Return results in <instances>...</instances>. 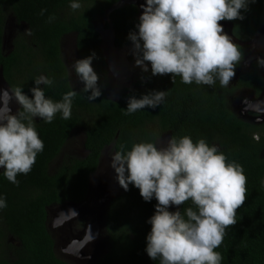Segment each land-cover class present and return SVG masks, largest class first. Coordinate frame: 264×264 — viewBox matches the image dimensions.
Listing matches in <instances>:
<instances>
[{
    "label": "trees",
    "instance_id": "1",
    "mask_svg": "<svg viewBox=\"0 0 264 264\" xmlns=\"http://www.w3.org/2000/svg\"><path fill=\"white\" fill-rule=\"evenodd\" d=\"M119 1L79 0L80 9L73 11L70 0H0V71L5 83L10 88L22 87L31 97L35 78L47 76L53 79V85L40 87L53 101H60L70 90L77 91L71 119L64 120L58 113L51 123L40 118L34 121L44 150L37 154L30 173L17 176L19 185L10 183L0 169V196L7 202V207L0 210V264H72L56 252L55 239L48 226L49 207L84 201L105 148L111 145L115 152L120 145L127 151L138 142L157 144L156 127L167 132L169 139L188 135L196 142L203 138L209 145L216 144L229 161L234 160L243 167L247 200L237 211V223L226 230L223 243L216 251L223 256L221 264H264V123L245 120L231 109L229 99L234 89L231 84L221 87L219 80L213 86L185 84L179 76L173 83L171 75L153 76L150 65L147 72L141 70L132 85L122 86L117 97L112 98L108 92L110 74L102 37L95 21L107 17L108 10ZM42 10H45L43 14ZM241 12L243 19L222 22L231 23V32L239 42L236 44L243 59L244 43L264 28V0L250 3ZM9 14L18 25L25 24L31 35L17 31L11 39V49L5 51ZM50 17L54 18L50 20ZM138 23L135 4L109 11L106 27L111 26L114 47L132 46L129 33L137 30ZM72 34L80 59L96 53L92 66L99 76L102 94L94 101L87 99L91 90L81 92L82 81L80 88L74 86L62 55L63 39ZM260 69L254 61L249 71L237 77L235 88L260 95L264 90ZM73 74L76 75L74 70ZM153 91H165L161 105L125 114L129 97L140 98ZM77 127L85 132L86 155L65 156L52 172L51 163L61 154ZM254 134H259V142L253 139ZM156 203L155 198L146 202L132 184L123 194L114 196L106 210L110 248L94 264H159L145 250L151 230L148 220L155 212ZM188 207H194L191 201L169 210L184 215Z\"/></svg>",
    "mask_w": 264,
    "mask_h": 264
},
{
    "label": "clouds",
    "instance_id": "2",
    "mask_svg": "<svg viewBox=\"0 0 264 264\" xmlns=\"http://www.w3.org/2000/svg\"><path fill=\"white\" fill-rule=\"evenodd\" d=\"M255 2L146 0L137 30L129 33L135 64L144 72L150 65L153 76L171 75L173 83L179 76L185 84L213 86L219 80L221 87H227L243 54L225 33L221 22L243 19L241 10L246 11ZM80 7L79 0H70L73 11ZM26 34L31 35L30 29ZM117 49L122 50L129 65L126 49ZM95 56L93 52L73 65L84 84L81 92L91 90L87 96L89 101L102 94L99 76L92 66ZM257 64L264 66V58H257ZM109 74L111 82L112 73ZM128 74L132 79V74ZM119 78L123 84L128 83V78L120 75ZM34 81L36 86L30 89L31 97L22 87L9 91L0 86V169L17 186L20 183L17 176L30 173L37 154L44 150L34 121L40 118L51 123L58 113L64 120L71 119L72 102L77 95L73 89L60 101H53L40 87L41 84L52 86L53 79L40 75ZM165 95V91H153L140 98L129 97L125 114L145 107L154 109L162 104ZM13 99L20 106L15 113L10 107ZM244 104V111H248L250 102L245 99ZM253 139L259 142V134H254ZM109 155L122 188L127 191L132 184L146 202L153 198L157 201L155 212L148 220L151 230L145 250L150 259H158L159 264H221L223 256L216 249L223 243L226 230L237 223V211L247 200V177L239 163L229 161L216 144L209 145L203 138L194 142L188 135L172 136L166 147H157L156 142H138L125 151V146L120 145L118 151ZM87 199L72 203L80 204ZM189 201L194 207H188L184 215L169 210ZM6 207V199L0 196V210ZM77 215L71 209L67 214L61 212L52 227L58 228ZM89 225L81 244L93 240ZM70 249L71 245L63 251L72 254Z\"/></svg>",
    "mask_w": 264,
    "mask_h": 264
},
{
    "label": "rangeland",
    "instance_id": "3",
    "mask_svg": "<svg viewBox=\"0 0 264 264\" xmlns=\"http://www.w3.org/2000/svg\"><path fill=\"white\" fill-rule=\"evenodd\" d=\"M104 22L103 18L98 19L96 22V27H101ZM224 27L225 33H227L234 43L237 41L232 35L231 28L232 25L230 22H221ZM25 32L27 31V26L25 24L18 25L15 19L9 14L7 23H6V37H5V51H9L11 48V39L16 34V32ZM246 53L244 58L241 61L240 68L235 74V77L231 80L230 84L234 88L233 93L229 99V105L231 109L236 112L241 118L254 123L262 124L264 123V90L260 95L249 89H237L235 88L236 79L240 74L246 73L249 71L252 63L257 61V58H264V28H260L255 36L245 44ZM126 53L132 55L128 65V72L132 74L133 78H128L127 85H132L134 77L142 70L141 67L135 64V56L133 55V45L129 46L125 50ZM104 53V51H103ZM62 55L66 61L67 66L69 67L70 72L72 73V81L76 88H80L81 80L78 76L73 74V65L77 60L80 59L79 54L75 47V35H68L63 39L62 44ZM261 75L264 78V66H261ZM2 83H0L1 86ZM130 84V85H129ZM121 82L119 74H111V82L108 89L109 95L114 98L117 97L118 90L122 86H127ZM247 99L250 102L249 110L244 111L245 104L244 100ZM17 106L14 105V110ZM156 137H157V146L166 147L169 141V135L167 132H161L157 127L155 128ZM85 132L82 127H77L74 129L70 135L65 147L63 148L61 154L51 163V171L54 172L58 166L61 164L65 156L72 157H84L87 153L84 147ZM110 152H114L113 147L110 145L105 148L103 156L100 162V166L96 172L93 173L90 185V191L88 194L87 201L83 202L79 209L76 211L78 215L73 218V222H65L62 226L58 228H53V220L59 215V212L66 208L67 202L62 205L54 204L49 207V221L48 226L52 233L53 238L55 239L56 252L58 256L64 260L69 261L72 264H82L79 261L75 260L71 255L63 251V248L66 247L67 243L74 238V233L76 235L80 234L83 231H87L89 224L93 223V220L96 217L99 218L102 223L99 222L98 236L93 237V240L96 241L99 237H104V242L106 245L105 252L110 248L109 239L106 235V210L113 199L114 196L123 194L125 189L119 185V182L116 178L115 170L111 167V156ZM93 205V207H92ZM171 208H177L172 206ZM86 210L88 213L84 214L81 212ZM104 212V216L101 217L100 213ZM85 219V220H84ZM82 220V221H81ZM70 221V220H68ZM73 231V233H72ZM13 243H17L15 240L11 239ZM18 244V243H17ZM97 257H101L103 253ZM95 258V259H97ZM94 261L89 262L88 264H94Z\"/></svg>",
    "mask_w": 264,
    "mask_h": 264
},
{
    "label": "water",
    "instance_id": "4",
    "mask_svg": "<svg viewBox=\"0 0 264 264\" xmlns=\"http://www.w3.org/2000/svg\"><path fill=\"white\" fill-rule=\"evenodd\" d=\"M142 1H144L146 3V0H142ZM136 2H137V0H121L117 4H115L112 8H110L109 11L116 9V8H119V7H122L126 4H132V3L138 4V2L137 3ZM109 11L106 14L107 17H108ZM106 39H107V41L105 43H103L102 48L104 51V57H105L109 72L113 73V74H117V75L119 74L124 79L129 78L127 57L122 54V52H121L122 50H119L116 47H114V44H113L114 38L112 37L111 34H107ZM0 83H2L1 89H8L10 91V87L3 80L2 71H0ZM14 105H16L18 107V104L13 99L12 102L10 103V107H11L13 113H15ZM81 205H82V203H80V204L68 203L66 208L62 209L59 212V214L61 212H64L65 214H67L70 209L77 211ZM99 225H100L99 220H95V221H93L92 224L89 225L90 230H91V234L93 237L95 236V231L98 230ZM88 229H89V227L87 228V230ZM83 238L75 240V241H73V243H70L71 247L74 249H81L84 245V244H81V241L83 240Z\"/></svg>",
    "mask_w": 264,
    "mask_h": 264
},
{
    "label": "flooded vegetation",
    "instance_id": "5",
    "mask_svg": "<svg viewBox=\"0 0 264 264\" xmlns=\"http://www.w3.org/2000/svg\"><path fill=\"white\" fill-rule=\"evenodd\" d=\"M137 2H138V4H135V5L138 8V17H140V15H141V13L143 11L142 5L145 4V2L142 1V0H137ZM103 19H104V22L102 23V26L101 27H98V28L96 27V22L98 20L95 21V27L100 32L101 37H102V45H103V43H105L107 41V39H106L107 34H111L112 37H113V32L111 31V26L110 27H106V21L108 20V17H105ZM231 30H232V28H231ZM236 43H239V42L237 41ZM17 109H18V107L16 108L15 111H17ZM92 207H93V205H92ZM81 212L83 213V215L86 214V213H88L86 210H83ZM100 215H101V217L104 216V212H101ZM94 220H99V218L96 217V219H94ZM67 222H73V218L70 219V221H67ZM99 222L102 223V221H100V220H99ZM72 233H73V231H72ZM85 233H86V231H83V232H81L78 235H76L74 233V235H75L74 238L71 239L67 243L66 247L69 246L70 243H73V241L83 238L85 236ZM98 234H99L98 233V230H96L95 231V237H97ZM66 247H64L63 249H65ZM104 249H106V245H105V242H104V237L101 236L96 241L92 240L89 243H84V245H83V247L81 249H74V248L71 247L70 252L72 254H69L68 252H66V253H68L69 255H71L75 260L79 261L80 263H82V264H88L91 261H94L96 263L106 253L104 251ZM101 252H105V253H103V255L101 257L97 258L101 254ZM95 258H97V259H95Z\"/></svg>",
    "mask_w": 264,
    "mask_h": 264
}]
</instances>
